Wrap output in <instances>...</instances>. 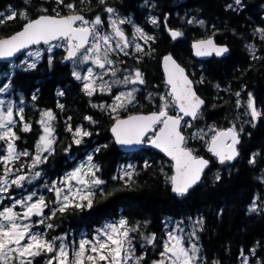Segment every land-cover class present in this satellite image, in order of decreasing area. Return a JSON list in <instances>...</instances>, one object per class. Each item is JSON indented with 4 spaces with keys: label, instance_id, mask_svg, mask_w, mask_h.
<instances>
[{
    "label": "trees",
    "instance_id": "trees-1",
    "mask_svg": "<svg viewBox=\"0 0 264 264\" xmlns=\"http://www.w3.org/2000/svg\"><path fill=\"white\" fill-rule=\"evenodd\" d=\"M66 2L74 3L77 11L82 10L87 18L97 14L106 18L105 6L113 7L130 15L134 22L155 37L154 43L143 42L145 51L154 49L150 55L121 56L123 64L140 69L146 81L139 87L136 94L138 103L130 108L131 112L158 109L160 100L157 92L165 84L160 61L165 53H171L186 67L197 93L205 99L201 116L192 122V128L211 126L222 129L235 124L238 130L242 128L243 131L240 132L239 156L223 165L217 163L204 143L189 140L188 145L195 148L198 155L210 158L211 163L201 183L187 195L177 197L167 182V176L172 175V166L164 155L151 147L134 152H123L117 147L109 131L114 116L91 106L99 105L103 95H85L81 82L72 75L70 61L63 59L66 54L64 48L44 54L34 69L23 65L9 71L7 63H0V81H6L10 84L9 90L24 99V116L32 125V131L27 133L20 131L22 125L17 126L20 136L18 148L32 151L41 134V126L37 123L40 112L50 109L56 116V142L54 153L39 166L44 176L49 180L57 179L72 167L77 158L89 153L93 156V164L100 168L97 176L106 182L100 187L110 194L101 196L97 193L91 209H73L63 216L58 215L50 221L56 227L48 230V236L92 231L106 220L123 217L129 226L139 223V231L131 233L137 245L143 243L140 238L143 232L155 233L156 242L162 246L168 221L202 217L204 224L203 230L198 232V245L206 263L215 259L219 264H239L241 250L252 262H264V181L261 179L264 177V117L253 126L251 116L244 115L249 93L254 97L257 109L264 111V40L259 39L255 32L257 28H264V0H243L244 7L239 11L226 10V5L233 3L232 0H147V3L145 0H106L103 5L99 0ZM42 7L48 8L51 14V9L57 5L55 0H30L29 3L25 0H0V13L5 16L11 11H27L34 18L41 14ZM61 12L67 14L69 10L62 8ZM149 16L156 17L158 25L149 23ZM193 17L203 20L204 24H188L186 21ZM24 23L19 18L7 20L0 25V37L19 30ZM168 28L178 29L184 35L173 40ZM210 35L217 42L229 46L228 55L212 56L205 61L194 59L191 41ZM247 45L254 46L255 56ZM49 56L52 57L51 67ZM137 56L143 57L139 63ZM58 92H63V95H58ZM149 93L154 94L153 102L146 98ZM33 94L36 95L35 100L32 99ZM237 100L240 107H237ZM58 103L64 108L57 107ZM85 116H91L96 123H89ZM68 124L73 128L83 126L92 135L76 145L72 143V133L67 131ZM97 148L100 151H95ZM256 153L259 154L255 157L256 163L250 164L249 160ZM146 161L149 167H145ZM125 162L134 166L132 181L127 184L125 180L113 179L122 175L120 165ZM51 195L49 192L47 198L50 199ZM256 197H259L257 204L262 210L249 212ZM145 221L148 222L146 226ZM253 248L256 249L255 254L251 252ZM155 251L153 246H148L142 264H152ZM36 264H43L40 257L36 258Z\"/></svg>",
    "mask_w": 264,
    "mask_h": 264
},
{
    "label": "snow or ice",
    "instance_id": "snow-or-ice-1",
    "mask_svg": "<svg viewBox=\"0 0 264 264\" xmlns=\"http://www.w3.org/2000/svg\"><path fill=\"white\" fill-rule=\"evenodd\" d=\"M29 2L30 0H25V3ZM80 2L84 3V0ZM145 2L147 3V0ZM99 3L106 4V0H99ZM55 4L57 7L51 9V14L48 8L42 7L41 14L35 18H31L27 11L19 13L11 11L6 16L0 13V25L7 20L17 18L25 21L19 31L6 38H0V58L13 57L34 45H47L49 53L54 48L63 47L66 51L63 59L73 62L72 75L77 81L82 82V91L88 97H92L97 92L111 94L114 87H124L126 90L113 96L111 105L101 103L91 106L101 111L117 113L111 128L117 144L140 145L147 142L173 161V174L167 176V182L171 186L172 193L177 197L187 195L200 182L202 174L210 164L208 159L199 156L194 149L187 146L190 139L204 141L207 151L222 165L239 156L237 145L240 143V132L243 129L238 130L235 124L227 129L211 127L207 131L197 129L190 136L183 134L185 128H192V122L200 118L205 101L197 95L193 81L186 75L185 69L171 55L164 56L162 61L165 84L169 87V91L159 95L158 110L146 115L129 114L127 118H120L121 110H127L130 105L138 103L136 94L140 88L136 86L144 85L146 81L140 69L128 70L118 67L117 65L123 64L124 61L114 60L113 55L128 56L129 48H133L136 53H142L144 56L154 51V49L145 51L141 44L130 41L122 26L132 24L135 35L145 44L149 41L154 43L155 37L136 25L131 17L120 16L113 7L105 6L104 8V11L109 14L108 28L110 29V31H104V20L99 14L88 20L80 14L82 10L77 11L76 5L72 2L55 0ZM243 7L242 0H233V3L226 5V10L239 11ZM62 8L68 9L69 14H62ZM148 19L152 25H158L156 17L149 16ZM186 22L204 24L203 20H197L195 17ZM168 32L173 40L184 35L178 29L168 28ZM255 32L259 34V39L264 40V28H257ZM246 47L255 56L254 46ZM192 48L194 55L198 57L213 54L219 57L229 51L226 46L217 45L211 37L195 41ZM27 55L33 58V62L29 63L28 67L36 68V61L41 59V50L28 51ZM142 58L137 56V63L141 62ZM48 62L51 67V56ZM84 65L90 66L82 73L78 68ZM106 76L111 77V80H106ZM129 85L132 87L128 88ZM9 88L10 84H3L0 86V94L6 93ZM58 95L62 96L63 92H58ZM153 95L149 93L146 97L149 102H153ZM236 96L239 97L240 93L237 92ZM32 99H36L35 94ZM23 103L21 99L20 106H15L11 101L5 102L0 99V142H2L0 194L9 193L12 186L23 189L26 184H32L42 175L36 169L46 163L55 151L53 145L56 137L53 122L56 116L50 109L40 112L37 123L41 126V134L35 145V151L30 153L27 149L18 150L17 141L20 140V136L16 131L17 126L22 125L20 127L22 132L32 131L31 123L24 116ZM173 106L182 115H170L169 109ZM240 106V101L237 100V107ZM57 107L63 109L64 105L58 103ZM246 107L247 111L244 115H250L251 122L255 126V122L264 117V111L257 109L251 93L248 94ZM16 117L19 119L17 120ZM186 117L190 119L186 120ZM84 119L89 123H96L91 116H85ZM68 120H71V117ZM67 131L72 133V143L76 145H80L83 138L92 135L83 126L73 128L71 124H68ZM150 132L152 135L148 136ZM95 151H100V148ZM256 155L259 154H253L249 160L250 164L256 163ZM23 158H28L29 162L25 163ZM92 160L93 156L88 155L85 163H81L64 177L53 180L50 184L45 183L44 188L53 194L54 198L51 200L43 194H38L37 191L27 192L19 199L7 197L13 202L0 210V264H36L38 257L45 258L44 264H142L145 256L137 255L133 244L134 237L130 235L139 231L140 225L137 223L135 226H129L128 220L123 217L115 222H106L102 227L97 228L91 237L82 235L78 242L69 243L67 235L47 238L48 230L56 227L50 221L58 215L63 216L73 209L80 211L85 208L91 209L97 193L101 196L110 195L100 187L106 182L97 176L100 168L93 164ZM17 164L19 167H16ZM149 166L146 161L145 167ZM127 169L132 170H124L121 176H114L113 179L125 180L126 184L132 181L134 166L128 165ZM216 179L219 180L220 176L217 175ZM261 179L264 181V177ZM4 198V195H0V201ZM258 199L259 197L253 199L249 212L262 210L257 204ZM17 208L21 211H16ZM34 217L39 219L33 220ZM147 223V221L144 222L145 226ZM171 223L168 221L165 225L167 238L163 240L162 251L159 253L160 259L154 260L152 264H204V257L198 245V232L203 230V218L194 220L192 231L189 232L182 227L183 221L176 222L175 227H169ZM40 225L44 226L43 231L33 230ZM140 238L143 241L141 248L145 245L155 247L158 239L155 233L143 232L140 233ZM255 251V248L251 249L253 254ZM241 257L242 264H249V258L244 255L243 250H241ZM212 264H219V261H212ZM257 264H264V262L258 261Z\"/></svg>",
    "mask_w": 264,
    "mask_h": 264
},
{
    "label": "rangeland",
    "instance_id": "rangeland-1",
    "mask_svg": "<svg viewBox=\"0 0 264 264\" xmlns=\"http://www.w3.org/2000/svg\"><path fill=\"white\" fill-rule=\"evenodd\" d=\"M117 13H118L120 16H123V17H131L130 15H128V14H123V13H121V12H119V11H117ZM108 16H109V14H107L106 18H102V19L104 20V31H110V29L108 28ZM93 18H94V17H92V18H87V19H88V20H91V19H93ZM132 20H133V19H132ZM133 22H134V20H133ZM134 23H135L136 25H139V24L136 23V22H134ZM139 26H140V25H139ZM140 27H141V26H140ZM126 28H129V31L127 32V34H128V39H129L130 41H134V43H139V44H141V46L143 47V42H144V41L135 35V33H134V28H133L132 24H128V26H124V25H123V29H126ZM143 30H144V29H143ZM144 31H145V30H144ZM145 32H146V31H145ZM146 33H147V32H146ZM53 43L55 44V43H57V42H53ZM60 43H63V42H60ZM47 48H48L47 45H42V44H41V45L34 46V47H31L30 49L26 50L22 55H20L19 58L16 57V58H14L13 60H11L9 63H7V67H8L7 70L11 71V70H14L15 68L20 67V66H23V65H24V66H27L29 63L33 62V58H32V57H29V56L27 55V52H28V51H34V50H36V49H40V50H41V53H42L41 57H42L44 54H51L52 52L49 53V52L47 51ZM61 48H63V47H61ZM55 49H57V48H54L53 50H55ZM127 51H129L130 54H136V52L134 51L133 48H129V49H127ZM121 55H122V54H120L119 56L113 55L112 58H113L114 60H116V59L122 60V59H121ZM123 61H124V60H123ZM36 62H37V61H36ZM70 65L72 66V71H73V69H74V64H73V62L70 61ZM88 66H90V65H84V66H81V67L78 68V70L81 71L82 73H84V72L86 71V68H87ZM117 66L120 67L121 69H124V68H126V69H128V70L137 69V68H132V67L126 66L125 64H119V65H117ZM96 71H100V70H99V69H96ZM105 79L110 81V80H111V77L106 76ZM80 82H81V81H80ZM5 83H6V81H4V82H3V81H2V82L0 81V86H3V84H5ZM81 84H82V82H81ZM140 86H141V85H137L136 87L139 88ZM131 87H132V85H129V86H128V88H131ZM124 90H126L124 87L119 86V87H114V88L112 89V93H111V94H104V93H101V94L103 95V99L99 102V104L103 103V104L111 105V104L113 103V96H114L115 94H118L120 91H124ZM167 91H168V87L164 84V85L158 90L157 95L159 96V95H161V94H163V93H165V92H167ZM97 93H99V92H97ZM17 96H18L17 93H15V92H11L10 90H8L6 93L0 94V99L5 100V102H7V101H11L15 106H20V101H21V99H23V98H21L20 96H18V97H17ZM23 101H24V99H23ZM159 104H160V102H159ZM133 106H134V105H130V106L128 107L127 110H121V111L119 112V116H123V115H126V114L130 113V112H131V111H130V108L133 107ZM23 107H24V103H23ZM169 110L172 111V112H174V113L176 112V109L174 108V106H173L172 108H170ZM14 111H15V108H14ZM111 115H113L114 117H116L117 113H111ZM16 119L18 120L19 118L16 117ZM186 120H188V119H186ZM53 124H54V122H53ZM74 128H75V127H74ZM209 128H211V126H202V127H200V128H185V129H184V130H185L184 133H185L186 136H190V135L192 134V132L196 131L197 129H205V130L207 131ZM186 131H188V132H186ZM190 140H194V139H190ZM196 140H198V141H200V142H202V143L205 144V142L202 141V140H199V139H196ZM0 143L2 144V142H0ZM36 143H37V142H36ZM36 143H35V145H36ZM188 143H189V142H188ZM35 145H34V148L32 149V151H29L30 153L35 151ZM205 145H206V144H205ZM17 146H18V145H17ZM187 146L190 147L189 145H187ZM190 148H192V147H190ZM192 149H194L195 152H196V149H195V148H192ZM18 150H21V149L18 148ZM45 155H47V154H45ZM88 155H90V154L88 153V154L83 155L82 158H77L76 161L74 162V164L72 165V167H71L69 170L65 171L64 174H63L62 176H59L57 179H54V180H59L60 178L64 177V175H65L66 173L72 171L74 168H76L77 166H79L81 163H85V162L87 161V156H88ZM23 161H24L25 163L29 162L27 158H23ZM92 163H93V162H92ZM128 165H132V164H131V163H128V162H125V163H123V164L120 165L121 174H123V171H124V170H131V169H127V166H128ZM16 167H19V164H17ZM36 170H37V171H40V172L42 173L40 167H39L38 169H36ZM25 171H27V169H25ZM52 181H53V180H49V179H48L47 177H45L44 174L42 173V175H41L39 178H37L36 180H34V181L32 182V184H26L25 187H24L23 189H18V188H16L15 186H12V188L10 189V192H9V193H7V194H0V195H4V196H5V198H4L2 201H0V210H2L3 207H5V206H9V205L12 204L13 201H12V199L7 198L8 196H11V197H14V198L19 199V198H21L23 195H25L27 192H30V191H37L38 194H43V195L47 198L49 192L47 191L46 188H44V185H45V183L50 184ZM51 198H54V197H53V194L51 195ZM51 198H50L49 200H51ZM47 199H48V198H47ZM262 200L264 201V197L262 198ZM46 210H47V209H46ZM46 210H45V211H46ZM16 211H21V209L17 208ZM120 218H122V217H118V218L111 219V220H106V221H104L100 226H98L97 228L102 227L106 222H115V221H118ZM36 219H39V218H37V217H34V218H33V220H36ZM194 220H196V219H195V218H191V219H184V220H171L172 223L169 224V227H175V226H176V222H178V221H183L182 227H184V229H185L186 232H189V231H192V227H193L192 222H193ZM97 228H96V229H97ZM43 229H44V226H43V225H40L38 228H34L33 230H34V231H43ZM96 229H94V230H92V231H77V232H71L70 234H60V235H55V236L67 235L69 243H72L73 241L78 242V240L81 238L82 235H85V234H86L88 237H91V235L94 234V232H95ZM47 233H48V232H47ZM130 235L132 236L131 233H130ZM55 236H53V235L48 236V234H47V238H48V239H51L52 237H55ZM166 238H167V237L165 236L164 240H165ZM134 241H135V239H133V244L135 245ZM162 244H163V241H162ZM135 248H136V247H135ZM247 257L249 258V256H247ZM44 259H45L44 257H40V260L42 261L43 264H44ZM158 259H160V257L157 258L156 260H158ZM239 264H242V260L240 261ZM249 264H257V262H255V261L252 262V261L250 260V258H249Z\"/></svg>",
    "mask_w": 264,
    "mask_h": 264
},
{
    "label": "water",
    "instance_id": "water-1",
    "mask_svg": "<svg viewBox=\"0 0 264 264\" xmlns=\"http://www.w3.org/2000/svg\"><path fill=\"white\" fill-rule=\"evenodd\" d=\"M67 14H69V13H67ZM80 14H82V15H84V13H82V12H80ZM66 15V14H65ZM85 16V15H84ZM35 18V17H34ZM85 18H86V16H85ZM21 29V28H20ZM19 29V30H20ZM19 30H17V31H19ZM174 30H176V29H174ZM17 31H15V32H17ZM15 32H13V33H11V34H9V35H5V36H1L0 38H6V37H8V36H11V35H13ZM127 37V36H126ZM209 37H211V38H213L214 39V42L217 44V45H222V46H226L228 49H229V46L227 45V44H225V43H219V42H217L216 41V39H215V37L213 36V35H210V36H206V37H202V38H198V39H194V40H192L191 41V44H190V48H191V53H192V56H193V58L194 59H196V60H198V61H205V60H207V59H209L210 57H212V56H215L214 54L212 55V56H205V57H198V56H196V55H194V50H193V48H192V44L195 42V41H197V40H201V39H208ZM34 46H37V45H34ZM34 46H31V47H34ZM30 47V48H31ZM26 50H28V49H26ZM26 50H22V52H20V53H17L16 55H14L13 57H9V58H0V63H8V62H10L12 59H14L15 57H17V56H19V55H21V54H23ZM230 50V49H229ZM228 53H229V51L227 52V53H225L224 55H222V56H219V57H224V56H226V55H228ZM66 55V54H65ZM166 55H171L172 57H173V59H175L176 60V62L178 63V64H180V66L181 67H183L184 69H185V73H186V75H188V77H189V79L190 80H192L193 81V86H194V90L196 91V88H195V82H194V80L192 79V77L189 75V73H188V71H187V69H186V67L184 66V65H182L171 53H165L162 57H161V61H160V65H161V69H162V72H163V76H164V82H165V73H164V69H163V63H162V61H163V57L164 56H166ZM217 57V56H216ZM168 89H169V87H168ZM196 93H197V91H196ZM197 95L200 97V98H202L198 93H197ZM204 101H205V99L204 98H202ZM205 105V104H204ZM256 105V104H255ZM204 107V106H203ZM202 107V108H203ZM257 107V106H256ZM153 111H157V110H149V111H136V112H132V113H129V114H149V113H151V112H153ZM129 114H127V115H124V116H119L120 118H127V116L129 115ZM169 114L170 115H177V114H180V115H182L181 113H179V111H178V109H176V112L174 113V112H171V111H169ZM185 119H190V118H185ZM115 123V119H114V121L112 122V124H111V126H110V129H109V131H110V135H111V137L113 138V140H114V143L117 145V147L121 150V151H123V152H134V151H138V150H140L141 148H147V147H151L152 149H154V150H156V151H158L159 153H161L162 155H164V153L163 152H161L159 149H157V148H154V147H152L149 143H147V142H145V143H142V144H140V145H119V144H117L116 142H115V138H114V136H113V134H112V132H111V128H112V126H113V124ZM229 127H232V126H229ZM229 127H226V128H222V129H227V128H229ZM183 134H184V132H183ZM152 135V133L150 132L149 134H148V136H151ZM185 135V134H184ZM239 145V144H238ZM238 145H237V148H238V150H239V147H238ZM0 147H2L1 146V144H0ZM211 154V153H210ZM165 156V155H164ZM199 156H201V157H203V158H205V159H208L209 161H210V158H208V157H205V156H203V155H199ZM212 156V155H211ZM170 162H171V166H172V164H173V161H171V159L169 158V157H167V156H165ZM213 157V156H212ZM216 161H217V159L215 158V157H213ZM234 161V160H233ZM232 162V161H231ZM210 163H211V161H210ZM217 163H219L218 161H217ZM220 164V163H219ZM209 166H210V164H209ZM209 166H208V168H209ZM208 168H206L205 169V171L208 169ZM204 171V172H205ZM172 174H173V168H172ZM203 175H204V173L202 174V177H201V180H200V182H198V184L199 183H201V181H202V179H203ZM197 184V185H198ZM197 185H195V186H197ZM194 186V187H195ZM193 187V188H194ZM192 190V189H191ZM190 190V191H191Z\"/></svg>",
    "mask_w": 264,
    "mask_h": 264
},
{
    "label": "flooded vegetation",
    "instance_id": "flooded-vegetation-1",
    "mask_svg": "<svg viewBox=\"0 0 264 264\" xmlns=\"http://www.w3.org/2000/svg\"><path fill=\"white\" fill-rule=\"evenodd\" d=\"M232 1H233V0H232ZM242 3H243V0H242ZM124 26H128V24H125ZM122 27H123V26H122ZM124 31H125L126 36H127V38H128V34H127V32L129 31V28L124 29ZM130 55H135V54H130ZM121 56H124V55H121ZM126 66H127V65H126ZM45 110H46V109H45ZM134 243H135V247H136V253H137V255L147 253L146 250H147L148 246H145L144 248H141L140 245H137L135 241H134ZM154 248H155L156 251H155L154 253H152V255H153V257L155 258L154 260H156V259L158 258V256H159L160 251L162 250V246H161L160 243L156 242ZM157 252H158V253H157ZM212 261H218V260H215V259H214V260L209 261L208 263H206V261L204 260V264H212Z\"/></svg>",
    "mask_w": 264,
    "mask_h": 264
}]
</instances>
